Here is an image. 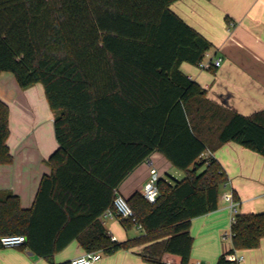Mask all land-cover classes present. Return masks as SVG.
Wrapping results in <instances>:
<instances>
[{
  "label": "trees",
  "instance_id": "1",
  "mask_svg": "<svg viewBox=\"0 0 264 264\" xmlns=\"http://www.w3.org/2000/svg\"><path fill=\"white\" fill-rule=\"evenodd\" d=\"M175 1L0 0V74L12 72L22 88L43 84L58 140L31 208L0 190V235L24 234L46 256L77 239L86 251L143 245L147 261L189 264L191 221L218 208L229 180L212 152L234 141L264 155V109L233 110L181 69L213 44L171 8ZM9 113L0 98V164L14 160ZM154 151L186 173L161 176L155 202L139 190L126 197L143 232L120 241L99 217ZM231 230L217 264H239L227 254L260 245L264 211L236 213Z\"/></svg>",
  "mask_w": 264,
  "mask_h": 264
},
{
  "label": "crops",
  "instance_id": "2",
  "mask_svg": "<svg viewBox=\"0 0 264 264\" xmlns=\"http://www.w3.org/2000/svg\"><path fill=\"white\" fill-rule=\"evenodd\" d=\"M171 8L211 41L207 54L222 57L214 70L188 61L181 63V69L206 88L210 98L233 110L251 114L264 109V0H176ZM229 21L235 25L229 27ZM34 85L22 88L12 72L0 74V98L10 109L8 144L14 157L12 163L0 164V190L18 195L25 209L34 205L43 175L51 172L48 158L58 147L56 112L45 92ZM212 155L222 164L229 180L222 186L218 208L191 221L194 240L189 264L197 260L217 264L220 255L231 249L232 240L223 238V233L231 229L233 204L242 213L264 211V155L234 141L224 143ZM151 163L161 176L182 178L186 173L162 152L154 151L123 180L119 191L126 197L143 191ZM99 219L120 241L139 237L143 232L137 225L125 226L118 217L102 214ZM142 247L102 252V257L92 264H156L142 257ZM84 252L77 239L51 256L37 253L27 241L11 247L0 243V264H69ZM237 252L244 255L239 264H264V237L258 247Z\"/></svg>",
  "mask_w": 264,
  "mask_h": 264
},
{
  "label": "built area",
  "instance_id": "3",
  "mask_svg": "<svg viewBox=\"0 0 264 264\" xmlns=\"http://www.w3.org/2000/svg\"><path fill=\"white\" fill-rule=\"evenodd\" d=\"M235 25L234 21H229V27ZM222 62V57L209 55L206 53L205 57L198 63L200 68H210L212 66L218 67ZM205 153V152H204ZM210 154V153H209ZM208 154V155H209ZM161 177V173L155 165L150 166V173L147 181L143 186L144 196L151 202H155L159 196V186L158 182ZM233 210V221L235 219V214L238 213L237 204L232 205ZM103 214L107 217H118V218H132L136 225L143 228L140 223L136 220L135 211L133 207L128 202L126 196L120 191H116L113 197V207L106 209ZM233 231L231 229L223 233V238L231 239ZM27 238L24 234H5L0 236V243L2 246H20L26 242ZM102 257L101 250L86 251L80 255L73 257L70 260V264H92ZM228 259L239 263L244 259V255L237 252V250L227 254ZM191 264H206L203 261H195Z\"/></svg>",
  "mask_w": 264,
  "mask_h": 264
},
{
  "label": "rangeland",
  "instance_id": "4",
  "mask_svg": "<svg viewBox=\"0 0 264 264\" xmlns=\"http://www.w3.org/2000/svg\"><path fill=\"white\" fill-rule=\"evenodd\" d=\"M34 86H36V88H37V87H40V89L42 90V93L45 92V91H44V86H43L42 83H40V82H39V83H36ZM35 94L38 95V93H35ZM43 95H44V94H43ZM28 102H29V101H28Z\"/></svg>",
  "mask_w": 264,
  "mask_h": 264
}]
</instances>
